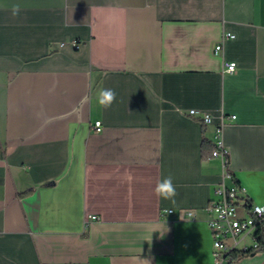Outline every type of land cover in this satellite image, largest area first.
<instances>
[{
    "label": "crops",
    "instance_id": "crops-1",
    "mask_svg": "<svg viewBox=\"0 0 264 264\" xmlns=\"http://www.w3.org/2000/svg\"><path fill=\"white\" fill-rule=\"evenodd\" d=\"M223 180L264 206V0H0V264H216Z\"/></svg>",
    "mask_w": 264,
    "mask_h": 264
},
{
    "label": "built area",
    "instance_id": "built-area-1",
    "mask_svg": "<svg viewBox=\"0 0 264 264\" xmlns=\"http://www.w3.org/2000/svg\"><path fill=\"white\" fill-rule=\"evenodd\" d=\"M233 37V34L226 32L222 41ZM222 50V43L215 46V54H220ZM236 67L237 63L234 61L225 63L227 72H234ZM189 115L199 117L204 124L211 123L213 119L211 114L196 109H190ZM227 119L232 121L235 116L233 115L230 118L222 116L220 126L217 128L219 135L222 133L223 126L228 123ZM95 128L97 131H101V122H96ZM212 155L221 158L224 167L228 168V150L223 145L222 140L217 141ZM231 177L232 175L225 171L224 178L229 179ZM242 191L244 190L239 186L228 185L223 180L215 189V198L211 199L206 207L207 223L212 233L213 254L216 264H225L236 251H249L257 246L255 232L259 225L264 226V206L251 205L247 201H241ZM91 218L96 219L97 217L91 216ZM248 237L252 238L250 243L246 240Z\"/></svg>",
    "mask_w": 264,
    "mask_h": 264
},
{
    "label": "clouds",
    "instance_id": "clouds-1",
    "mask_svg": "<svg viewBox=\"0 0 264 264\" xmlns=\"http://www.w3.org/2000/svg\"><path fill=\"white\" fill-rule=\"evenodd\" d=\"M19 11H20V5L14 4L12 6V14L17 15ZM86 99H87L86 97L83 98L81 103H84ZM115 100H116V92L111 88H107V89L101 88L97 93V103L102 108L111 107ZM153 192L158 198H161L164 200H170L174 198L177 193H176V188L173 184L172 177L167 176L157 181L153 189Z\"/></svg>",
    "mask_w": 264,
    "mask_h": 264
},
{
    "label": "trees",
    "instance_id": "trees-1",
    "mask_svg": "<svg viewBox=\"0 0 264 264\" xmlns=\"http://www.w3.org/2000/svg\"><path fill=\"white\" fill-rule=\"evenodd\" d=\"M215 150V144H210L208 141H203L202 151L204 158L212 157L213 151ZM255 239L257 246L255 248L264 249V226L259 225L255 232ZM232 259V258H231Z\"/></svg>",
    "mask_w": 264,
    "mask_h": 264
}]
</instances>
